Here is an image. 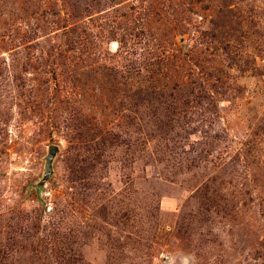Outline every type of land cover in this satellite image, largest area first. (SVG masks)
<instances>
[{
    "label": "rangeland",
    "instance_id": "1",
    "mask_svg": "<svg viewBox=\"0 0 264 264\" xmlns=\"http://www.w3.org/2000/svg\"><path fill=\"white\" fill-rule=\"evenodd\" d=\"M0 264H264V0H0Z\"/></svg>",
    "mask_w": 264,
    "mask_h": 264
},
{
    "label": "water",
    "instance_id": "2",
    "mask_svg": "<svg viewBox=\"0 0 264 264\" xmlns=\"http://www.w3.org/2000/svg\"><path fill=\"white\" fill-rule=\"evenodd\" d=\"M58 151V146L55 144L49 145L47 153L44 157V170L38 181L32 184L35 190L39 191L41 194L42 188L45 186L47 179L53 173V160Z\"/></svg>",
    "mask_w": 264,
    "mask_h": 264
}]
</instances>
